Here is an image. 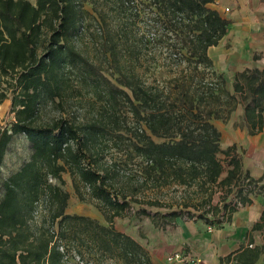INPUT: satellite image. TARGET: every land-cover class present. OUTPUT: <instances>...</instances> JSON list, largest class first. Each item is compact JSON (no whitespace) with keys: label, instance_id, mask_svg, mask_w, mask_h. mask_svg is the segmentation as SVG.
I'll list each match as a JSON object with an SVG mask.
<instances>
[{"label":"trees","instance_id":"trees-1","mask_svg":"<svg viewBox=\"0 0 264 264\" xmlns=\"http://www.w3.org/2000/svg\"><path fill=\"white\" fill-rule=\"evenodd\" d=\"M211 3L0 0V102L11 94L13 113L9 125L0 126V264H153L148 249L118 230L114 218L145 215L164 227L186 215L218 227L264 194V176L244 171L235 144L221 148L213 122L229 121L240 106L233 127L249 135L264 129V68L236 71L228 88L208 49L232 21ZM94 24L105 34L103 57L118 72L117 84L104 76L102 62L90 61L78 47ZM152 43L169 48L170 73L163 83L147 82L136 71ZM262 57L264 49L251 59ZM73 75L93 88L103 112L87 123L61 116L45 120L43 103L62 99ZM17 137H24L28 156L4 172ZM111 148L137 161L136 181L118 180L120 165L104 156ZM65 172L77 199L93 204L106 224L66 211ZM169 185L182 190L174 201L146 194ZM143 205L169 210L150 213ZM261 253L264 242L234 258L250 264Z\"/></svg>","mask_w":264,"mask_h":264},{"label":"rangeland","instance_id":"rangeland-1","mask_svg":"<svg viewBox=\"0 0 264 264\" xmlns=\"http://www.w3.org/2000/svg\"><path fill=\"white\" fill-rule=\"evenodd\" d=\"M215 4V3H214ZM212 4L213 7L217 6ZM90 7V5H88ZM240 5H235L233 2L228 7L227 17H233L236 21H241V29L235 30L233 36L227 41L219 42L220 46L217 50L213 48L208 49V53L213 59L214 67L223 72L228 88H232V76L233 74L241 70L245 66H251L254 63L258 64L260 67H264V59L258 61H252L251 56L254 51H259L262 49V46H253L252 41H249L251 38L252 30L248 32L242 31L245 28V23L247 20L252 21L255 17V21H258V18L253 14H240ZM238 11V14H233V12ZM114 30H117L116 24H111ZM96 25L89 30L84 32L85 35L78 42V47L88 59L92 62L98 63L102 62L103 65V74L113 83H116V77L118 72L116 69L109 63V61H104L103 51L101 48V43L105 38V34L99 30H95ZM238 27V26H236ZM92 32H95L93 35ZM168 51L169 48L165 46H160L155 43L150 44L146 47V53L142 55L141 61L136 64V71L142 73L147 82H165V79L169 77L170 70L168 61ZM145 67V69L143 68ZM4 86V83L1 85ZM10 96L8 95L6 99L0 102V126H8L9 122L13 120V113L9 110ZM102 101L96 96L93 91V88L80 80L76 75L71 76V80L68 83L67 88L64 90L62 99L59 100V97L49 100L48 102L43 103L42 106V117L45 120H50L51 118L56 117H66L76 122L87 123L92 121L94 118H98L102 111ZM236 109L233 112L232 117L235 118L237 115ZM128 121L130 124H133L134 118L131 114H128ZM230 118V119H231ZM213 122L218 126V128L231 129V120L227 122H222L221 120L215 119ZM224 132V131H223ZM227 132H224V139L227 138ZM223 139V138H222ZM24 137L15 138L12 146L8 150L4 158L3 170L7 172L8 170L14 168L18 165L24 158L28 156V149L24 143ZM226 141L223 140L220 145L221 148H226ZM105 159L116 160L120 165V174L118 176L119 181L126 180L127 177L131 179L138 178L139 174V165L137 161H128L125 157V153L117 151L116 149L111 148L109 151L104 153ZM220 159H223L224 156L222 153L218 154ZM227 168V165L224 164V169ZM63 177L66 181V187L70 192V197L68 199V205L66 211L68 213H78L91 216L98 219L101 223H105L103 216L99 210L90 203L80 202L76 195L73 192L70 176L67 172L63 173ZM120 183V182H119ZM174 185H169L168 187H162V189L148 191L146 194L150 197H157L162 202H171L176 200L181 196L182 190ZM214 200L219 199L218 194L214 196ZM132 206L138 208L139 204L133 202ZM149 210L150 213L155 211L166 212L169 210L166 206L156 207L143 205ZM177 208L176 205H173L172 209ZM190 210H193L191 207ZM194 211V210H193ZM114 226L123 232H126L132 236H136L137 239L148 249L150 252L153 250L151 247V238L152 232L155 231L154 226L149 218L145 215H129L126 217H116L114 218ZM166 226H169L166 225ZM165 227V226H164ZM84 264V263H81ZM86 264H97L94 261H91ZM102 264H114L110 260Z\"/></svg>","mask_w":264,"mask_h":264},{"label":"crops","instance_id":"crops-1","mask_svg":"<svg viewBox=\"0 0 264 264\" xmlns=\"http://www.w3.org/2000/svg\"><path fill=\"white\" fill-rule=\"evenodd\" d=\"M30 1L34 2V0ZM232 2L237 6L240 5V14H253L258 18V21H255L254 17V20L244 22L246 26L242 31L252 30L249 41H252L253 46H262L264 49V3L259 0H214L217 6L213 7L214 3L210 4L211 7L232 21L226 34L219 42L229 40L235 30L241 29V21L226 16ZM238 13V11L233 12V14ZM219 46L220 43L210 48L217 50ZM261 59L264 57L251 60ZM252 66L264 68L256 63L248 67ZM237 109L239 111L235 118L230 119L231 129L225 128L224 130L219 127L221 142L225 140L226 146L236 145V152L241 158L242 167L250 176L255 178L264 176V129L257 134L249 135L244 129L233 127V122L237 121L241 114V107L239 106ZM223 131L227 132L225 139ZM263 214L264 194L254 196L251 203L241 206L233 212L229 222L218 227L211 226L202 219L188 218L186 215L178 218L175 225L165 227L153 225L155 229L151 238L153 250L149 252L152 262L153 264H167L165 260L167 254L173 251H185L200 256L201 264H237L235 255L243 252L249 244L260 246L264 242ZM255 224H260L261 227L255 228ZM132 237L137 239L136 236ZM228 257L230 258L227 259ZM250 264H264V254L261 253L255 262Z\"/></svg>","mask_w":264,"mask_h":264},{"label":"built area","instance_id":"built-area-1","mask_svg":"<svg viewBox=\"0 0 264 264\" xmlns=\"http://www.w3.org/2000/svg\"><path fill=\"white\" fill-rule=\"evenodd\" d=\"M252 246V244H249ZM167 264H201L200 256L185 251H173L166 255Z\"/></svg>","mask_w":264,"mask_h":264}]
</instances>
